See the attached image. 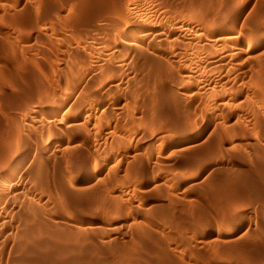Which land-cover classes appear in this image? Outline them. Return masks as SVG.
Here are the masks:
<instances>
[{
	"label": "rangeland",
	"instance_id": "1",
	"mask_svg": "<svg viewBox=\"0 0 264 264\" xmlns=\"http://www.w3.org/2000/svg\"><path fill=\"white\" fill-rule=\"evenodd\" d=\"M132 24L153 60L102 77ZM253 32L264 0H0V264H264V40L230 41Z\"/></svg>",
	"mask_w": 264,
	"mask_h": 264
},
{
	"label": "bare ground",
	"instance_id": "2",
	"mask_svg": "<svg viewBox=\"0 0 264 264\" xmlns=\"http://www.w3.org/2000/svg\"><path fill=\"white\" fill-rule=\"evenodd\" d=\"M131 23V22H130ZM227 25H228V23H227ZM142 26V25H141ZM141 26H139V25H137V24H132V25H128V26H125L124 28H122V29H120V32H119V37H120V39H118V42H116V43H114V41L112 42L109 38L107 39V40H105L104 39V41H101V45L102 46H104V47H113V52H112V54L111 55H106L105 57H107V62L109 61V60H116L115 61V63H114V65H111V64H106V65H103L104 67H103V71H102V74H101V76L102 77H104V78H118V75H119V73H121V71L124 69V68H128L129 70H132L134 67H135V65H137L138 63H140V62H148V63H150V61H151V57H149V54L148 53H146V50H144L143 49V47L142 46H140L141 44H142V42H143V46H146V48L147 47H153L154 45H157L156 43H158V41H160L159 40V38H156V40H154V39H152V38H149V37H146V36H143V35H140L139 34V32L137 31V28H140ZM118 27V26H117ZM226 29H228V26L227 27H225V28H222V29H220V30H217V31H219L220 32V35L221 34H223V33H227V31L230 29H228L227 31H223V30H226ZM136 30V31H135ZM231 30V29H230ZM256 30V29H255ZM118 31V29H116V28H111L110 29V37L112 36V39H113V36L116 34V32ZM223 32V33H222ZM256 32V31H255ZM115 33V34H114ZM229 33H232V31H230ZM233 33H236V32H234L233 31ZM258 33V32H257ZM212 34V33H211ZM238 34H241V33H239L238 32ZM233 35L234 37L232 38V36H231V38L229 37V36H227V38L229 37L230 38V41H234L235 42V44H236V47H238V46H240V47H238L239 49H241L242 50V46L244 47V45L245 44H252V43H257V42H259V41H263L264 40V37L263 36H259V35H257V34H255L254 32L253 33H249L248 35L249 36H246V37H244L245 35H247V34H245L243 37H242V35L241 36H239V35ZM260 34V33H259ZM224 35V34H223ZM226 35V34H225ZM224 35V36H225ZM229 35V34H228ZM264 35V34H263ZM108 36H109V34H108ZM163 36V35H162ZM222 37V36H221ZM224 39V38H223ZM223 39H220V42H224V40ZM226 39V38H225ZM223 40V41H222ZM219 41V40H218ZM226 41V40H225ZM227 42H228V39H227ZM226 42V43H227ZM234 42H233V46H234ZM261 42H260V44H261ZM160 43H162L161 41H160ZM229 44H230V42H228ZM230 44V45H231ZM100 45V46H101ZM224 45H226V44H224ZM158 47H159V44L157 45ZM228 46V45H227ZM232 46V47H233ZM151 47V48H152ZM156 47V46H155ZM160 47H161V45H160ZM225 47V46H224ZM235 47V46H234ZM157 48V47H156ZM221 48V47H220ZM227 48V47H226ZM231 48V47H230ZM153 49V48H152ZM155 49V48H154ZM197 49H199V48H196V54H197V52L199 53V51H201L200 49H199V51L197 50ZM211 49V48H210ZM210 49H208V50H210ZM232 50H233V48H231ZM194 50V49H193ZM213 50V49H212ZM234 50H236V49H234ZM195 51V50H194ZM203 51V50H202ZM207 51V50H206ZM237 51V50H236ZM209 52V51H208ZM207 52V53H208ZM210 52H212L211 50H210ZM209 52V53H210ZM234 52V51H233ZM195 53V52H194ZM202 53V52H201ZM205 53V52H204ZM206 54V53H205ZM103 58V57H102ZM195 58H196V56L192 53L191 54V56L189 57V59H188V64H193V63H195ZM105 60V59H104ZM153 60V59H152ZM197 60V59H196ZM82 61H84V60H82ZM117 61H119L118 62V64L116 63ZM107 62H105V63H107ZM121 62H124L125 63V65L124 66H122V65H120V63ZM177 62V61H176ZM105 63H103V64H105ZM155 63V62H154ZM159 63V62H158ZM171 63V62H170ZM188 64H185V68L187 69L188 67ZM161 65V64H160ZM170 65H172V63L170 64ZM174 65V64H173ZM101 66V65H100ZM161 66H163V65H161ZM175 67V66H174ZM173 67V68H174ZM172 68V67H171ZM171 68H166V70H167V72L168 73H170V75H169V78L172 80V81H174V82H177V83H181L182 82V80H184V79H186V80H184V82L185 81H189V80H191V79H193L192 78V76H194L193 74H191V72L189 71V72H187L186 71V69H184V74H182V76L181 75H179L178 73H177V71L176 70H172ZM180 68V67H179ZM98 69H100V68H98ZM175 69H176V67H175ZM96 70V69H95ZM176 71V72H175ZM95 72V71H94ZM92 74V73H91ZM195 77V76H194ZM195 79V78H194ZM193 79V80H194ZM192 81V80H191ZM189 83V82H188ZM184 84H186V86L188 87V88H191V84L190 85H187V82L186 83H184ZM109 85H111V84H109ZM81 86V85H80ZM190 86V87H189ZM204 86V85H203ZM260 86H261V84H260ZM109 88H110V86H108ZM206 88V87H205ZM262 88V87H261ZM261 88H259V93L261 94V96H263L264 97V88H263V90H261ZM70 89V88H69ZM201 89V88H200ZM76 90H77V88H76ZM108 90V89H107ZM195 90V89H194ZM204 90V89H203ZM72 91H74V90H72ZM75 92V91H74ZM188 92V91H187ZM195 92V91H194ZM193 93V92H192ZM196 93V92H195ZM195 93H193V94H195ZM88 98H89V100H91L93 103L94 102H96L97 104H101L102 103V101H103V99H102V97L101 96H99L98 94H93V93H91L89 96H88ZM58 109V108H57ZM83 113L86 115V114H88L89 116L91 115V110L90 109H88V107H85V109L83 110ZM77 115V114H76ZM78 117V116H77ZM208 128H209V123H205V122H200L197 126H195L194 128H193V131L195 130V132H193L192 131V129H190V130H182V132H181V136H182V139H181V141H186V142H188V143H196V142H198V140L200 139V135L205 131V130H208ZM206 132V131H205ZM177 135H179V134H177ZM179 137V136H178ZM175 138H177V137H175ZM180 138V137H179ZM26 139V138H25ZM24 138H22L21 136L18 138V140L20 141V143H21V146H23V148L24 149H22L21 151H23V150H28V147H29V145H28V143H27V141L25 140ZM178 139V138H177ZM176 139V140H177ZM27 148V149H26ZM25 152V151H24ZM23 152V153H24ZM25 154V153H24ZM54 153H52V156L54 157ZM23 156V155H22ZM18 157H21V156H18ZM24 160L26 161L27 160V162H34L33 161V157L32 156H27V158H24ZM34 160H36V159H34ZM11 161V160H10ZM140 166V165H139ZM22 169V168H21ZM24 169V168H23ZM26 172H25V170H20V171H18V173H16L17 174V176L19 177V178H21L22 176H24V174H25ZM88 177H90V176H88ZM93 178H95V177H93ZM2 182V181H1ZM129 184V183H128ZM123 187V186H122ZM3 188H5V187H3ZM4 191V190H3ZM3 193V192H2ZM120 200V199H119ZM27 235V234H26ZM144 237H145V235H143ZM32 247V246H31Z\"/></svg>",
	"mask_w": 264,
	"mask_h": 264
}]
</instances>
